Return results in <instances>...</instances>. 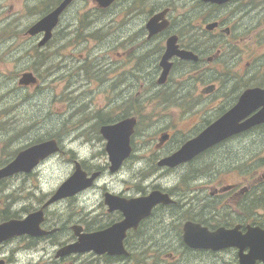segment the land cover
<instances>
[{
    "label": "flooded vegetation",
    "instance_id": "1",
    "mask_svg": "<svg viewBox=\"0 0 264 264\" xmlns=\"http://www.w3.org/2000/svg\"><path fill=\"white\" fill-rule=\"evenodd\" d=\"M62 1L57 0L56 6ZM158 14L167 25L149 35L147 22ZM54 33L73 34L80 41L89 40L83 35L95 34L106 40L94 56L101 61L81 54L75 58L77 64L68 61L60 66L63 75L81 72L97 81L102 77L107 86L99 107L103 120L93 124L81 114L73 117L72 129L82 140L70 150L69 176L79 166L85 173L82 183L94 177L73 195L50 203L62 182L47 192L39 170L46 160L30 171L0 178V225L35 215L22 231L0 236V264H141V258L151 264H264V172L253 169L254 137L264 138V123L231 135L177 166L159 165L240 105L247 91L264 90V0H112L107 6L98 0H72L59 15ZM170 37L174 49L165 80L159 83L160 61ZM108 41L123 47L122 59L111 66L110 54L104 52L111 46ZM68 88L66 84L64 89ZM81 99L76 97L74 109L86 104ZM258 101L252 100L251 108ZM262 107L253 108L238 122ZM144 109L151 112L145 116L147 123L157 115L156 121L165 119L156 135L142 142ZM190 114L195 118L192 124ZM124 119L134 120L129 153L112 171L107 140L99 130ZM12 121L0 123V130H5L0 132V168L23 149L43 141L36 139L15 151L13 141L29 138L36 126ZM92 125L94 134L88 133ZM80 129L86 131L80 135ZM87 147L96 151L80 154ZM152 178L158 183L154 185ZM164 180L170 181L163 184ZM156 190L166 193L170 201L155 204L139 221L110 234L117 241L123 233L124 252L99 254L91 249L60 255L80 235L109 229L122 222L126 213L135 215L124 209L128 201ZM64 201L74 205L62 210L59 204ZM186 224L192 226L187 233ZM202 229L216 234V249L186 244L185 234L199 240Z\"/></svg>",
    "mask_w": 264,
    "mask_h": 264
},
{
    "label": "rangeland",
    "instance_id": "2",
    "mask_svg": "<svg viewBox=\"0 0 264 264\" xmlns=\"http://www.w3.org/2000/svg\"><path fill=\"white\" fill-rule=\"evenodd\" d=\"M51 2L52 0H0V123L6 119H13L19 123L24 122V125L36 126L32 129L29 138L13 141L12 147L15 151L36 139L44 141L55 138L61 145L63 153L50 157L39 167L45 177L47 192L52 190L54 183L63 182L70 177L72 167L70 150L82 140L76 137L72 129L73 117H79L81 114L85 118H91L93 124L103 120L104 112L99 110V107L104 103V94H107V86L100 81L102 77L97 81L95 76L87 77L81 72L67 76L63 75V69H60V66L67 64L68 61L77 64L75 58L80 57L81 54L84 58L88 55L92 59L100 54L99 48L103 49L106 42L103 41L102 35H83L89 37V40L80 41L73 38V34L54 33L52 39L44 47L39 48L37 46L39 37H32L26 33L32 23L55 6V4L50 5ZM108 42L111 44L110 41ZM104 52L110 54L112 64L109 66H111L118 64L122 59L123 47L112 43L108 51ZM94 59L96 62L101 61L96 57ZM96 62L95 65L98 64ZM27 71L37 76L38 82L29 87H22L18 84V79ZM109 75L112 76L111 73ZM66 84L69 85V91L64 89ZM76 97L84 99L86 104L74 109ZM87 107H90L89 111H86ZM149 113H151L149 109H144V119L141 121V128L144 131L142 142L154 137L165 119L156 121L159 117L157 115L147 123L145 116ZM191 114L189 118L192 124L195 118ZM95 129L96 126L92 125L88 128V133L94 134ZM85 131L86 129H80L79 134ZM254 139L256 141L253 147L255 155L253 169L262 174L264 138L261 136ZM95 142L98 143L96 139ZM85 151L95 152L96 149L90 147L80 149V154H84ZM153 181L154 185L158 183V180L153 179ZM169 181L164 180L162 183L168 184ZM59 205L62 210H68L74 202L64 201ZM140 261L141 264H151V260L147 258H141ZM95 264L99 262L95 261Z\"/></svg>",
    "mask_w": 264,
    "mask_h": 264
},
{
    "label": "water",
    "instance_id": "3",
    "mask_svg": "<svg viewBox=\"0 0 264 264\" xmlns=\"http://www.w3.org/2000/svg\"><path fill=\"white\" fill-rule=\"evenodd\" d=\"M72 0H63L60 4L52 8L48 13L39 18L34 22L27 30V34L36 36L42 33V37L38 41V46L43 47L52 37V31L57 24V19L63 10ZM102 6L109 5L112 0H98ZM210 2H223L226 0H204ZM161 15H155L147 22V28L149 29V35L156 34L166 27V22H160ZM173 39L170 37L166 41V49L161 58V66L163 71L159 78V83L164 82L165 77L168 73V59L171 56L174 46ZM182 57H187V52H177ZM37 82L36 77L31 72H25L21 74L18 83L20 85H33ZM247 94L242 95L241 104L231 109L227 114L222 116L211 126L201 132L198 136L187 141L177 151L171 155L163 158L159 165H165L174 167L181 163H184L191 158L195 157L198 153L204 149L222 141L223 139L249 129L252 126L264 123V90L260 88H254L246 92ZM249 100V101H248ZM252 100H259L254 103L253 108L256 109L259 105L263 107L246 121L239 123L240 117H243L251 112L250 103ZM248 101V102H247ZM247 102V104H246ZM134 120L124 119L120 122L111 125H102L100 127V134L107 140L106 150L109 153V159L111 163V170L115 171L121 165V162L127 157L129 153V135L132 131ZM59 150L58 142L55 138L41 141L39 143L30 145L29 147L20 151L16 157L4 167L0 168V178L10 176L20 171H30L39 162L47 159L54 155ZM84 172L77 166L75 172L67 180H65L55 191L53 196L47 201V203L59 200L66 196L73 195L77 191L86 187L94 175L88 179V183H82L84 178ZM170 199L166 193L160 191H152L148 195L135 198L128 201L129 207L126 204L124 209L127 212H136L135 215H129L126 213V218L116 224L115 226L95 233H88L80 235L79 239L72 244L65 245L60 255L85 252L93 249L96 253H121L124 250L121 248V235H119L117 241H113L110 234L121 229L122 231L131 225L136 223L139 219L147 215L150 209L157 203H167ZM34 214L23 220H11L0 225V236L5 237L12 233L20 232L25 229L26 226L30 225ZM190 224H186L184 229L185 232L191 229ZM202 237L199 240H191L186 237L185 242L190 247L194 248H206L216 249L218 247V238L216 234L209 233L206 229H202Z\"/></svg>",
    "mask_w": 264,
    "mask_h": 264
},
{
    "label": "trees",
    "instance_id": "4",
    "mask_svg": "<svg viewBox=\"0 0 264 264\" xmlns=\"http://www.w3.org/2000/svg\"><path fill=\"white\" fill-rule=\"evenodd\" d=\"M55 3V0H52L50 5H53ZM93 37H97V36H93ZM47 115V113L45 114V116Z\"/></svg>",
    "mask_w": 264,
    "mask_h": 264
}]
</instances>
